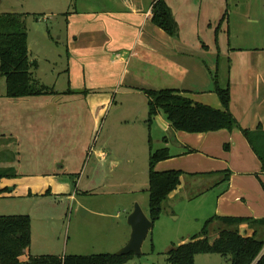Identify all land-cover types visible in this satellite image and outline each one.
Wrapping results in <instances>:
<instances>
[{"label":"crops","instance_id":"crops-1","mask_svg":"<svg viewBox=\"0 0 264 264\" xmlns=\"http://www.w3.org/2000/svg\"><path fill=\"white\" fill-rule=\"evenodd\" d=\"M154 1L76 0L79 8L64 11L67 61L63 70L64 84L57 87V81L42 83L53 87L54 92L12 98L5 94L4 78L0 90V164L10 161L19 172L25 160L34 166L43 165L46 168L43 173L47 176L75 173L66 166L68 154L76 151L78 135L85 131L82 143L85 147L96 133L104 131L99 148L95 143L94 147L86 149L90 157L94 156L92 171L95 173L99 169L103 171L110 152L120 155L126 150L133 153L143 150L148 159V138L152 143L154 131L156 136H162L160 146L168 147L170 153L169 158L158 161L156 170L179 169L183 171L181 182L183 176H204L214 180L215 185L223 182V172L229 170L227 187L215 194L211 216L261 219L264 217L261 184L264 180L259 181L257 175L263 172L244 134L237 128L191 133L175 130L162 112L148 127L145 89L176 87L196 102L222 108L213 89L218 61L220 63L224 52L231 55V51L235 54L246 50L248 52H241L230 65V70L234 65L240 71L229 76V106L242 128L254 129L261 124L264 128V73L257 70L256 55L249 53L264 52V39L259 41L261 45L252 48L220 50L219 30L217 34L215 30L229 0L222 3L165 0L178 24L177 33L168 35L151 20ZM230 1L233 13L239 0ZM246 4V10L240 14L254 21L251 30L248 21L246 25L240 23L231 27L232 18L227 16V36L231 28L241 29L248 35L264 32V0H249ZM209 8H213L217 16H208L205 10ZM214 19L217 25H213ZM34 70L31 69L32 75ZM59 77H62L60 72ZM133 136L131 144H125L123 140ZM51 148L53 153L43 157ZM51 158L59 168L57 171L50 169L52 173L48 169L52 165L48 161ZM111 162L110 169L120 164L116 160ZM214 222L220 225L219 230L224 227L215 218L208 229ZM238 228L244 236L254 231L247 223ZM129 235L124 236L118 248L126 243Z\"/></svg>","mask_w":264,"mask_h":264},{"label":"rangeland","instance_id":"rangeland-1","mask_svg":"<svg viewBox=\"0 0 264 264\" xmlns=\"http://www.w3.org/2000/svg\"><path fill=\"white\" fill-rule=\"evenodd\" d=\"M205 1L222 3L224 0ZM248 1L239 0L238 8L232 13L230 11L232 3L229 0L227 16L232 18L231 27L248 21V29L251 30L254 21L247 20L240 14L246 10ZM76 8H79L76 0H0V13L15 12L23 15L27 30L28 54L30 59H35L37 62L33 71L36 83L49 84L57 81V87L64 84L66 77L63 75V70L67 61L66 22L63 13L65 10ZM205 12L213 18L217 16L213 8ZM227 19L219 21L221 51L227 47L252 48L251 46L261 45L259 41L264 39V32L261 35L260 33L248 35L241 29L231 28L227 36L225 31ZM216 23L217 20L214 19L213 25ZM245 51L241 50L235 54L231 51V55L222 53L219 67L215 69L218 71L221 83L229 79L231 73L234 75L236 71H240L234 65L231 71L230 65L232 61L234 62V58ZM254 51L249 53L256 55L257 70L264 73V52ZM59 72L62 77H59ZM3 86L4 77L0 75V90ZM75 112L80 113V111ZM103 132L96 133L85 147L82 144L85 131L78 135L80 140L76 142V151L67 155L69 158L66 166L75 173L47 176L43 173L46 172L43 165L34 166L30 161L25 160L18 170L20 173L17 172V167L13 168L15 165L10 161L2 166L3 163L0 164V170L11 168L9 176L0 177V214L21 213L31 218V243L21 254V260L25 261L30 255L36 254L117 253L118 244L127 233H130V226L127 223L128 212L137 203L148 215L149 196L146 188L149 161L145 151L138 150L137 153H133L126 150L120 155L110 152L103 171L101 169L95 173L92 171L94 156L90 157L86 149L94 147L95 143L99 148L98 143L101 142ZM161 137V135L156 136L153 131V141L150 142L153 150L161 147ZM132 139L134 136L123 141L125 144H131ZM157 139L159 141H156ZM52 153L51 148L43 157ZM26 156L28 157L29 154ZM111 160L119 161V166L110 169ZM42 161L52 163L48 167L49 171L59 170L52 162V158ZM81 170L82 174L79 175ZM183 177L181 186L163 202L162 214L144 239L141 254H134L125 264H168L166 252L173 245L189 240L200 230L203 221L211 217L216 200L215 194L223 187H227V183L215 185L214 180L206 179L204 176ZM257 177L259 181L264 180L263 174H258ZM71 193L74 194L72 198L69 197ZM219 226L215 222L211 224L209 241L217 236ZM256 228L257 237L263 239L264 228L261 226ZM194 264H230V255L216 252L197 253L194 256Z\"/></svg>","mask_w":264,"mask_h":264},{"label":"trees","instance_id":"trees-1","mask_svg":"<svg viewBox=\"0 0 264 264\" xmlns=\"http://www.w3.org/2000/svg\"><path fill=\"white\" fill-rule=\"evenodd\" d=\"M151 20L162 28L168 35H175L178 24L173 18L170 7L165 0H155L151 9ZM227 9L221 20L227 19ZM220 26V24H219ZM215 30V34L219 30ZM218 38H215L217 44ZM204 46V45H203ZM206 47V46H204ZM36 60L28 58L27 30L21 13H0V75L5 78V94L7 97H28L31 95H46L53 93V87L36 83L32 75V68H36ZM219 61L217 64L218 69ZM215 90L222 108H216L192 100L185 91L176 87L145 89L147 96L148 127L155 116L162 112L172 129L186 132H208L220 129H239L249 141L252 150L261 162L264 174V128L258 125L254 129L245 128L237 122L230 110L231 88L229 79L221 83L218 71L213 74ZM151 139L148 138V187L149 196L148 217L155 223L161 216L162 204L169 194L181 183L183 171L156 170V164L162 159L170 157L168 147L153 150ZM191 151V150H189ZM9 169L0 170V177L9 176ZM229 170L224 171L225 183L229 180ZM264 189V182L261 183ZM223 224L218 235L210 242L208 238L209 225L214 219ZM247 223L254 229L251 235L241 234L238 226ZM256 226L264 228V217L256 219L250 216L220 217L213 215L206 219L200 230L182 243L173 245L166 252L168 264H194L197 253H221L230 255V264H264V238L257 237ZM31 218L27 214H0V264H125L134 253L124 255L116 253L83 254H37L30 255L25 261L20 259L24 249L31 243Z\"/></svg>","mask_w":264,"mask_h":264},{"label":"water","instance_id":"water-1","mask_svg":"<svg viewBox=\"0 0 264 264\" xmlns=\"http://www.w3.org/2000/svg\"><path fill=\"white\" fill-rule=\"evenodd\" d=\"M127 223L130 226V235L128 240L117 251V255H124L133 252L140 255L142 252L141 245L153 227V222L148 215L143 212L142 208L136 203L128 215Z\"/></svg>","mask_w":264,"mask_h":264}]
</instances>
